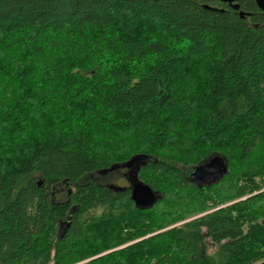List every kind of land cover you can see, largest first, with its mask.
<instances>
[{
  "label": "trees",
  "instance_id": "16d2710c",
  "mask_svg": "<svg viewBox=\"0 0 264 264\" xmlns=\"http://www.w3.org/2000/svg\"><path fill=\"white\" fill-rule=\"evenodd\" d=\"M239 12L0 0V264H264V13ZM132 161L148 209L99 176Z\"/></svg>",
  "mask_w": 264,
  "mask_h": 264
},
{
  "label": "water",
  "instance_id": "95a60500",
  "mask_svg": "<svg viewBox=\"0 0 264 264\" xmlns=\"http://www.w3.org/2000/svg\"><path fill=\"white\" fill-rule=\"evenodd\" d=\"M153 1H160V0H153ZM220 2L227 3L231 6L232 9L239 12V2L243 0H219ZM259 10L264 13V0H253ZM239 17L244 19L249 14L240 11ZM264 28V25H263ZM133 165V161L121 166H113L112 168L104 171H100V174L113 172L118 169L129 168ZM228 174V167L226 160L220 156L215 155L208 159L206 162L197 166L189 176V180L199 186H206L219 178ZM113 190H116L115 186H111ZM120 189V188H119ZM131 200L133 201L136 208L139 209H148L152 207L156 201L158 200V193L153 191L148 185L136 181L131 187Z\"/></svg>",
  "mask_w": 264,
  "mask_h": 264
},
{
  "label": "rangeland",
  "instance_id": "374dc122",
  "mask_svg": "<svg viewBox=\"0 0 264 264\" xmlns=\"http://www.w3.org/2000/svg\"><path fill=\"white\" fill-rule=\"evenodd\" d=\"M123 174H124V172H122V170H120V171H116V172L113 171V172H108V173H104V174H100L99 173V176L100 177L101 176L102 177H108V182L110 184H114L115 187H117V188L118 187H121L122 188L124 186V184H125L124 181H123ZM174 219L175 218H172V219L169 218V222H160V223L166 225L167 223L172 222ZM186 221H189V220H186ZM186 221H182V222H178V223L175 222V223H173V224H171V225L163 228L162 230H160V231H158V232H156L154 234H150L147 237H151V236H154V235H156L158 233H162V232L168 231V230H170L172 228L178 227V226L182 225L183 223H185ZM154 223L155 224H158V226H159V221L158 222H154ZM130 230H131L130 228H126L124 234L130 233L131 232ZM112 231H113V229H112ZM135 242H137V241H135ZM135 242H132V243L126 245V246H129V245H131V244H133ZM126 246H124V247H126ZM120 249H122V248H120ZM214 250H215V248L209 247L208 252L210 254H213Z\"/></svg>",
  "mask_w": 264,
  "mask_h": 264
},
{
  "label": "flooded vegetation",
  "instance_id": "af4514ba",
  "mask_svg": "<svg viewBox=\"0 0 264 264\" xmlns=\"http://www.w3.org/2000/svg\"><path fill=\"white\" fill-rule=\"evenodd\" d=\"M129 168H123L122 172H124L123 174V181H124V186L122 188H127L130 190V195H131V187L132 185L135 183V172L134 170ZM137 181V180H136ZM72 209H75L74 207Z\"/></svg>",
  "mask_w": 264,
  "mask_h": 264
}]
</instances>
